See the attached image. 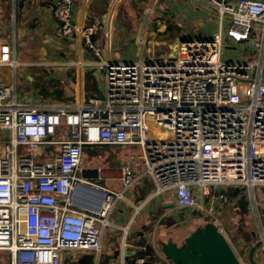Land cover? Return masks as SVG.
Here are the masks:
<instances>
[{
    "label": "built area",
    "instance_id": "2783aa9c",
    "mask_svg": "<svg viewBox=\"0 0 264 264\" xmlns=\"http://www.w3.org/2000/svg\"><path fill=\"white\" fill-rule=\"evenodd\" d=\"M74 1L52 2L60 35L80 34L83 45L100 56L91 39L100 23L77 26ZM118 1L111 2V20ZM191 1L217 16L213 37L187 29L169 52L104 60L102 91L86 103L29 106L17 101L15 82L0 85V250L9 252L10 264H62L65 251L69 258L99 252L109 211L132 185L133 169L129 163L121 167V191L90 184L79 176L87 168L86 145L139 146L134 165H144L155 193L172 191L178 208L210 217L223 235L212 189L235 185L251 194L264 187V0ZM158 2L143 1L139 43L159 14ZM252 32L262 35L258 60L223 58L224 40L243 47ZM3 65L19 66L6 42L0 43ZM79 198L89 206L75 209ZM260 238L264 243V232ZM234 252L241 261L244 254Z\"/></svg>",
    "mask_w": 264,
    "mask_h": 264
},
{
    "label": "crops",
    "instance_id": "0c3cea01",
    "mask_svg": "<svg viewBox=\"0 0 264 264\" xmlns=\"http://www.w3.org/2000/svg\"><path fill=\"white\" fill-rule=\"evenodd\" d=\"M143 1L119 0L116 4V16L112 20L107 17L112 0L74 1L73 21L77 26L87 27L93 22L100 23L101 28L91 38L101 48V55L97 56L92 49L83 45L80 34L73 33L66 37L60 35V24L52 13L53 0H0V43L10 44L13 57L19 63L15 69L7 65L0 66V85L15 82L17 101L29 106L56 104L74 107L86 103L89 98L102 91L104 60L135 61L132 59L135 56L134 47L139 51V58L141 55L145 58L148 51L156 54L164 50L168 52L172 49L170 44L184 30L197 29L204 19L213 17L218 20L214 13L191 0H161L162 10L158 9V16L153 17L156 30H145L143 40L139 43ZM21 2L23 6L20 5ZM10 21L13 25L8 27ZM167 25H172L174 31H167ZM155 33L160 36L156 37ZM164 47L166 49H162ZM157 48L160 50L157 51ZM96 146L112 149L102 152L95 161L91 159L86 163L82 160L83 166L87 168L79 174L80 178L90 184L121 191V167L129 163L133 169L134 181L123 191V198L114 201L109 211V225L101 234L99 252H76L69 258L65 251L62 254V264H172L162 250V243L173 240L180 244L191 232L182 230L189 226L190 217L196 211L191 208L180 210L175 198L170 197L172 192L155 193V182L144 165H134L140 162L139 146ZM96 146L86 145L83 152L95 149ZM18 149L23 152L22 147ZM235 189L225 190L223 193V189L213 188L210 197L213 199L214 195H218L213 200L216 209L232 201L229 206L239 215L238 219L242 221L239 226L244 233L238 237L233 233H225V237L231 248L243 256L264 232V206L259 208L262 211L260 220L257 221L252 218L255 217V211L251 205L250 192L246 191L248 196H244L238 192V188ZM258 189L260 190L256 194L264 201V187ZM85 191H91L90 187H86ZM250 195L255 198L254 190ZM100 198L98 194V204ZM88 206L89 202L81 198L73 205L77 210ZM242 217L247 220H242ZM204 218L202 216V221ZM205 222L210 221L205 219ZM262 255L264 243L253 250L255 264H264ZM247 256L243 257L245 260L242 258L243 264H249ZM143 257L146 262H138Z\"/></svg>",
    "mask_w": 264,
    "mask_h": 264
},
{
    "label": "rangeland",
    "instance_id": "374dc122",
    "mask_svg": "<svg viewBox=\"0 0 264 264\" xmlns=\"http://www.w3.org/2000/svg\"><path fill=\"white\" fill-rule=\"evenodd\" d=\"M161 5H163V4L158 2L157 8H159V10H162L161 7H163V6H161ZM213 19L214 18L212 17L209 20H207V19L206 20L205 19L202 20L203 22L200 23L198 28L197 29H193L191 31V33H192L191 35L196 36V34H198V35H201V36L213 37V34L217 31V25H218V20L217 19L213 20ZM12 25H13L12 21L8 22V24H7L8 27H11ZM168 26L169 25H167V27ZM156 28H157V25H155L154 20L153 19L149 20L148 24L146 25V29L155 31ZM166 30L167 31H174L172 25H170L168 28H166ZM155 36L158 37V36H160V34L157 35V33H155ZM251 39L252 40L247 45H245L243 47H241L239 45H237V46L234 45L230 40H224L223 41V45H222L223 58H233L234 60L246 59V60H250V61H253V62L255 60H258L259 56H260V53H261L262 45H263L262 35L258 34L257 32H252L251 33ZM252 47H253V49H252ZM162 49H166V47H164ZM158 50H160V48H157V51ZM133 53H134L135 56L132 59L137 60L136 58H139V51H138V49L136 47H134ZM145 58H148V55H145ZM130 61H132V60H130ZM263 67H264V61H263ZM102 88H103V85H102ZM240 93H241V96L244 95V88L243 87L241 88ZM115 148H117V147H115ZM111 149H112L111 147L96 146L95 149H92V150L89 149L88 151L84 150V152H83L84 154H83V159L82 160H84L86 163H88L91 159L93 161H95L98 158H100L99 156L101 155L102 152H105V151L109 152V150H111ZM235 188H238L237 189L238 192H240L242 195L248 196V194L246 193V191L248 192V190L246 188L242 187V186L232 185L230 187L227 186L226 188L222 187V186L214 187V189H223L222 190V192L224 191L223 193L226 192L225 190L234 191ZM258 188H262V187H254L255 198H253L249 194V196L251 197L250 198L251 205L253 206L254 211H255V217H252V218H256L257 221L260 220V213L262 211L259 208H261L262 205L264 206V201L261 200L260 195L256 194L260 190ZM111 189H113V188H111ZM113 190L118 191L117 189H113ZM120 190H122V186H121ZM170 192H172V191H170ZM170 192H165L163 194L170 193ZM225 196H226V194H225ZM170 197L173 198L174 194H170ZM216 198H218L217 194L214 195L213 200L216 199ZM226 198L229 199L228 195L226 196ZM247 200H248V198H247ZM230 203L232 204V201ZM230 203L224 204L219 209H216L215 215L220 219V221H221L220 223L223 225L224 230H225L226 233H228V234L233 233L235 235V237H238V236L243 235V233H244L242 227L239 226V223H242V221H239L238 218H240V217H239L238 214L233 212L232 206H229ZM255 207H257V210L255 209ZM208 218H209V220H211L210 217H205L203 220L205 221V219H208ZM242 220H245L244 217H242ZM197 225L198 226L202 225V221H194L192 224H189V226L186 229H184L185 230L184 232L188 233V232L192 231L194 229V227H196ZM259 237H260V235H259ZM258 240H260V239H258ZM262 245H263V242L258 247H261ZM64 253H66V252H64ZM247 255H249V252L245 253L243 257H246ZM262 256H263V260H264V255H262ZM249 257L250 256H247V262L249 264H251L252 262H250ZM240 258H241V256H240ZM243 259L245 260V258H243ZM252 259H253V262H255L253 256H252ZM9 260H10L9 259V253L7 251H5V250H0V264H9ZM263 260L261 262H263Z\"/></svg>",
    "mask_w": 264,
    "mask_h": 264
},
{
    "label": "water",
    "instance_id": "95a60500",
    "mask_svg": "<svg viewBox=\"0 0 264 264\" xmlns=\"http://www.w3.org/2000/svg\"><path fill=\"white\" fill-rule=\"evenodd\" d=\"M23 6V2L20 4ZM106 21V17H105ZM173 49L174 46H171ZM186 210V208H180ZM260 238L249 250V260L253 250L261 245ZM162 250L172 264H242L225 236L212 222H205L194 232L183 238L180 244L173 240L162 243Z\"/></svg>",
    "mask_w": 264,
    "mask_h": 264
},
{
    "label": "flooded vegetation",
    "instance_id": "af4514ba",
    "mask_svg": "<svg viewBox=\"0 0 264 264\" xmlns=\"http://www.w3.org/2000/svg\"><path fill=\"white\" fill-rule=\"evenodd\" d=\"M194 221H202V216H201V214H199V213H197V212H194L193 214H192V217H190V224H192ZM203 223H205V221H202V225H203ZM202 225H197L196 227H194V229L190 232V234L192 233V232H194L198 227H201ZM182 232H184V230H182ZM181 233V232H180Z\"/></svg>",
    "mask_w": 264,
    "mask_h": 264
},
{
    "label": "bare ground",
    "instance_id": "6f19581e",
    "mask_svg": "<svg viewBox=\"0 0 264 264\" xmlns=\"http://www.w3.org/2000/svg\"><path fill=\"white\" fill-rule=\"evenodd\" d=\"M172 50V49H171ZM169 52V51H168ZM151 132H154L156 135H158L159 137H164V133H162L161 131H159V129H155V128H151L150 129Z\"/></svg>",
    "mask_w": 264,
    "mask_h": 264
},
{
    "label": "trees",
    "instance_id": "16d2710c",
    "mask_svg": "<svg viewBox=\"0 0 264 264\" xmlns=\"http://www.w3.org/2000/svg\"><path fill=\"white\" fill-rule=\"evenodd\" d=\"M169 27V26H168ZM145 255V254H144Z\"/></svg>",
    "mask_w": 264,
    "mask_h": 264
}]
</instances>
